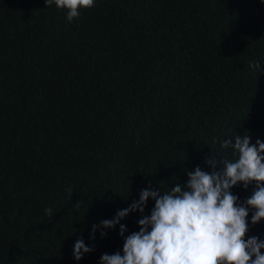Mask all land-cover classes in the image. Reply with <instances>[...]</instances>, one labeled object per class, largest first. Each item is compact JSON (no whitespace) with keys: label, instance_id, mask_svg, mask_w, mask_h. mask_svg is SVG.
<instances>
[{"label":"trees","instance_id":"obj_1","mask_svg":"<svg viewBox=\"0 0 264 264\" xmlns=\"http://www.w3.org/2000/svg\"><path fill=\"white\" fill-rule=\"evenodd\" d=\"M244 134L264 142V0H95L71 23L44 0H0V264L123 254L119 225L92 226L149 185L211 172L210 156L219 169ZM252 211L246 239L264 241ZM78 238L94 249L79 261Z\"/></svg>","mask_w":264,"mask_h":264},{"label":"clouds","instance_id":"obj_2","mask_svg":"<svg viewBox=\"0 0 264 264\" xmlns=\"http://www.w3.org/2000/svg\"><path fill=\"white\" fill-rule=\"evenodd\" d=\"M46 8L55 5L66 12L69 23L79 18L81 9L94 7L95 0H44ZM250 71H260L255 59L247 65ZM221 147L231 149L223 157L220 167L211 156L205 163L211 172L199 166L187 173L186 184H176L169 191L152 189L151 185L139 192V199L128 208L118 210L110 220L93 225L90 238L95 239L98 228L114 229L124 239L121 254H103L99 264H264V241L249 230V209L253 225L264 220V142L251 143L248 134L223 141ZM254 184L250 197L238 203L239 197L231 189ZM154 201L149 216L138 220L139 231L125 236L126 226L120 223L130 212L143 214L147 202ZM49 218L52 208L44 209ZM101 237L107 235L101 231ZM94 249L78 238L73 246V257L79 261Z\"/></svg>","mask_w":264,"mask_h":264}]
</instances>
